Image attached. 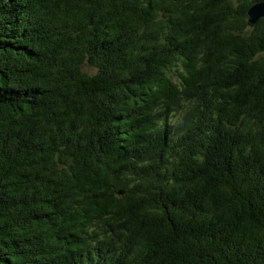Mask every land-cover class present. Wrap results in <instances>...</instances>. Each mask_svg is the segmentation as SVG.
I'll return each instance as SVG.
<instances>
[{"label": "trees", "instance_id": "trees-1", "mask_svg": "<svg viewBox=\"0 0 264 264\" xmlns=\"http://www.w3.org/2000/svg\"><path fill=\"white\" fill-rule=\"evenodd\" d=\"M264 0H0V264H264Z\"/></svg>", "mask_w": 264, "mask_h": 264}, {"label": "water", "instance_id": "water-1", "mask_svg": "<svg viewBox=\"0 0 264 264\" xmlns=\"http://www.w3.org/2000/svg\"><path fill=\"white\" fill-rule=\"evenodd\" d=\"M248 22L250 25H254L261 17L264 16V1L253 4L249 10Z\"/></svg>", "mask_w": 264, "mask_h": 264}]
</instances>
